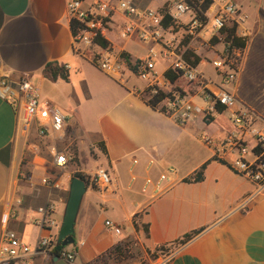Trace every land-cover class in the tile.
<instances>
[{
	"label": "crops",
	"instance_id": "0c3cea01",
	"mask_svg": "<svg viewBox=\"0 0 264 264\" xmlns=\"http://www.w3.org/2000/svg\"><path fill=\"white\" fill-rule=\"evenodd\" d=\"M66 2L0 0V78H26L68 120L64 133L48 131L42 137L37 122L26 126L22 110L0 98V244L11 234L34 252L39 236H57L59 229H41L33 222L40 216L37 208L54 201L53 217L62 218L70 180L81 172L89 183L76 216L74 243L65 247L76 249L77 264H89L121 240H131L140 252L153 251L201 227L198 235L150 264H264V189L241 210L256 184L212 160L213 153L200 139L204 132L223 137L231 129L225 117L229 110L209 122L198 116L180 125L146 103V83H133L136 76L126 73L123 81L107 75L92 78L89 51L119 56L126 52L133 62L142 57L134 55L126 42L139 41L120 38L114 24L104 35L108 48L75 49ZM133 2L142 8L162 5V0ZM235 2L240 11L235 32L247 41L231 89L236 107L251 111L264 124V0ZM206 52L213 53L210 61L218 56L215 50ZM49 62L64 64L68 80L47 79L42 70ZM199 64L196 70L203 73ZM165 70V65L158 69ZM204 76L210 81L206 89L213 93L219 77ZM191 99L203 105L201 92ZM98 142H103L105 153ZM55 151L70 158L64 169L53 165ZM205 162L201 181H183ZM98 168L111 178L105 189L91 182ZM162 168H168L167 181L155 193ZM106 220L119 232L107 228ZM60 259L53 253H37L32 264H57Z\"/></svg>",
	"mask_w": 264,
	"mask_h": 264
},
{
	"label": "built area",
	"instance_id": "2783aa9c",
	"mask_svg": "<svg viewBox=\"0 0 264 264\" xmlns=\"http://www.w3.org/2000/svg\"><path fill=\"white\" fill-rule=\"evenodd\" d=\"M205 0H162L159 8H142L133 0H91L85 5V0H67V14L71 20L80 23L73 35L74 48L93 46L94 38L110 31L116 24L118 35L122 39L135 38L140 43L149 44L147 55L130 62L119 55L109 52L92 53L96 56V65L105 75L123 81L126 73L132 74L146 83L145 90L150 94L164 93L157 107L176 123L183 125L193 122L198 116L205 121L214 117L215 104L220 103L229 110L228 121L231 129L221 138H215L208 133H202L200 139L203 145L211 150L213 157L222 160L236 174L244 176L256 184L253 193L246 196L239 208L245 210L248 204L264 189V124L251 111L236 107V97L232 86L236 79L241 51L223 46L221 53L209 63L213 66L219 84L214 92H206L210 82L203 73L192 67L185 59L184 52L192 51L198 55L196 45L208 47L213 37L218 42L223 41L221 30L232 28L238 22L239 7L235 0H211L204 11L201 5ZM171 17L172 24L162 26L165 15ZM201 15V16H200ZM211 22L212 31L206 40L207 25ZM187 42L184 43V40ZM163 63L165 69L172 68L180 73L179 80L197 82L201 86V103H195L190 95L176 89L157 70V64ZM231 86V87H230ZM148 98V96L146 95ZM0 98L22 110L23 123L37 122L38 135L45 136L48 131L62 134L68 125V120L61 110L48 99L40 96L38 88L22 77L9 80L0 78ZM228 156V158H227ZM69 157L62 152L53 153L52 163L56 168L64 169ZM152 163V161H150ZM167 181L164 174L159 175L155 185V193L162 191L161 184ZM45 183L50 182L44 180ZM91 182L107 188L112 181L104 168H98L91 176ZM52 187L60 186L53 182ZM56 210L54 201L37 208L40 215L33 222L41 229H59V224L53 217ZM14 216V213H11ZM104 225L119 232V228L106 220ZM57 243V236H39L35 242L34 252L27 244L13 235H5L0 244V264H32L37 253H52ZM135 247V245L133 244ZM67 264H77L75 248L66 250L63 247L58 252ZM123 264V263H113Z\"/></svg>",
	"mask_w": 264,
	"mask_h": 264
},
{
	"label": "trees",
	"instance_id": "16d2710c",
	"mask_svg": "<svg viewBox=\"0 0 264 264\" xmlns=\"http://www.w3.org/2000/svg\"><path fill=\"white\" fill-rule=\"evenodd\" d=\"M210 3H211V0H205V2L201 5L202 10L204 11L205 9H207V7L209 6ZM170 24H172L171 17L166 14L164 16L163 21H162V26L166 28ZM79 26H80V23L78 21H76V20L70 21V29H71L72 35H74L76 33L77 28ZM235 29L236 28L234 26L232 28L221 30V34H223L222 40L225 43V46H227L228 48H236V49H239L241 51L246 46L247 39H246V37L236 35ZM211 42L216 43V42H218V39L216 37H213ZM94 43L96 45L104 48V49L108 48V46H109V42L102 36H97L96 38H94ZM120 56L124 57L128 61L130 67H132L130 62H129V54H127L126 52H122L120 54ZM184 59L192 67H196L201 61L200 57L198 55L194 54L190 50H186L184 52ZM89 60L91 61L92 64L97 66L96 61H95L96 56L91 55L89 57ZM42 73L47 79H49L53 82L57 81L58 79L67 81L68 76H69V72H68V69L66 68V66L64 64L59 63V62L47 63L44 66ZM163 76H164V78L169 80L174 85V87L176 89H179L180 91H184L190 95H194L201 90V86L197 82H187V83L183 84L182 86H179L178 81L180 78V73L178 71L172 69V68L166 69L163 73ZM205 91L209 93V91L207 89ZM145 94L148 96V98L146 99V103L152 108H156L157 104L162 99H164L166 96V94H164V93L150 94L148 92V90H145ZM215 109H216V112L222 113L226 108L224 105H222L218 102L215 104ZM210 120H211V118H208L205 120V122H209ZM96 146L99 147L105 153V147H104L103 142H98L96 144ZM212 160L219 161L220 163L226 165V163L224 161L217 160L214 157H212ZM206 164H207V162L203 163L198 170H196L191 176L184 178L183 181L184 182L201 181L203 179V171H204ZM72 177H78V178L84 180L86 185H88V183H89L88 177L86 175L82 174L81 172L74 173ZM143 228L147 234L148 233L147 226L145 225V226H143ZM203 230H204L203 227L192 230V231L184 234L183 236H181L177 240H174L173 242H170L169 244L161 245V246L155 248L153 251L146 250V254L149 256V258L151 260L157 259L159 256H166V255L170 254L175 248L185 244L186 242L191 240L193 237L198 235ZM62 248L63 247L61 246L60 243H55V247H54L52 253L56 257H59L58 252ZM133 251H134V246H133V242L131 240H121V241L117 242L116 244H114L110 249H108L105 252H103L102 254H100L97 258H95L89 264L124 263L125 261H128L134 257Z\"/></svg>",
	"mask_w": 264,
	"mask_h": 264
},
{
	"label": "rangeland",
	"instance_id": "374dc122",
	"mask_svg": "<svg viewBox=\"0 0 264 264\" xmlns=\"http://www.w3.org/2000/svg\"><path fill=\"white\" fill-rule=\"evenodd\" d=\"M237 1H242V0H237ZM207 29H208V33H207V35L205 37L206 40L211 36L210 35V33L212 31L211 22L208 23ZM110 37H112V35H110ZM112 38H114V37H112ZM186 42H187V39L184 40V43H186ZM126 43H127V47L132 50L134 55H138L140 57H145L147 55V48H148L149 44L140 43V42L139 43L138 42H126ZM216 43H212L210 41V44H209L208 47H206V46L199 47V44L196 45L199 54H201L202 56H207L208 57V59H205V57L202 59V61L200 62L199 66H198V70L202 71L207 77H209L211 79H217L215 70H214L213 66L211 65V63H209L210 62L209 59L213 58V53L212 52H206V51L215 50L218 54H220L221 53V49L220 48L222 47L223 43H220L219 45L215 46ZM89 53L92 55L93 51L92 52L89 51ZM238 60H239V63H240V57L238 58ZM94 66L95 65L91 66L90 73H89L92 76V78H95V79H96V77H103L104 78V76H106V75L101 73V71L97 67H94ZM162 66H164V64L163 63H159L157 65V70L162 68ZM131 80L136 85H141L144 82V81H142V80H140L138 78H131ZM181 82L184 83L183 80H181ZM195 101H198V98H196ZM228 115H229V113L225 112V117H227ZM167 169L168 168H162V170H160L158 172V174L159 173H163L167 177V174H168ZM118 207L120 208V211H121L122 210V205H118ZM61 219L62 218H60V217H58L56 219V221H57V223L59 225L61 223ZM133 255H134V257L132 259L128 260V261H125L124 264H129L130 262H135V261H138L141 264H150L151 259L146 254V252H140L139 250H136L135 247H134ZM57 264H67V263H66V261L64 259L61 258L57 262Z\"/></svg>",
	"mask_w": 264,
	"mask_h": 264
},
{
	"label": "water",
	"instance_id": "95a60500",
	"mask_svg": "<svg viewBox=\"0 0 264 264\" xmlns=\"http://www.w3.org/2000/svg\"><path fill=\"white\" fill-rule=\"evenodd\" d=\"M85 191V181L78 177H72L69 183L68 197L57 235V243H60L62 247L74 243V224Z\"/></svg>",
	"mask_w": 264,
	"mask_h": 264
}]
</instances>
